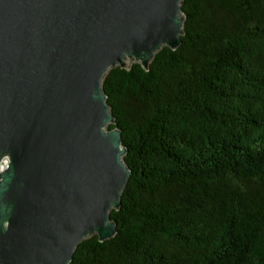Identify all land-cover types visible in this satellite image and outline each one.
Instances as JSON below:
<instances>
[{
  "label": "trees",
  "instance_id": "trees-1",
  "mask_svg": "<svg viewBox=\"0 0 264 264\" xmlns=\"http://www.w3.org/2000/svg\"><path fill=\"white\" fill-rule=\"evenodd\" d=\"M180 43L101 87L130 175L68 264H264V0H181Z\"/></svg>",
  "mask_w": 264,
  "mask_h": 264
},
{
  "label": "water",
  "instance_id": "water-1",
  "mask_svg": "<svg viewBox=\"0 0 264 264\" xmlns=\"http://www.w3.org/2000/svg\"><path fill=\"white\" fill-rule=\"evenodd\" d=\"M181 0H0V264H68L115 234L130 171L101 87L180 43Z\"/></svg>",
  "mask_w": 264,
  "mask_h": 264
},
{
  "label": "rangeland",
  "instance_id": "rangeland-1",
  "mask_svg": "<svg viewBox=\"0 0 264 264\" xmlns=\"http://www.w3.org/2000/svg\"><path fill=\"white\" fill-rule=\"evenodd\" d=\"M132 62H136L134 59L132 61H130V58H126L125 59V66H127L128 64L130 65ZM7 160L3 159L2 163H0V170L3 169L6 166Z\"/></svg>",
  "mask_w": 264,
  "mask_h": 264
},
{
  "label": "flooded vegetation",
  "instance_id": "flooded-vegetation-1",
  "mask_svg": "<svg viewBox=\"0 0 264 264\" xmlns=\"http://www.w3.org/2000/svg\"><path fill=\"white\" fill-rule=\"evenodd\" d=\"M4 159H6V158H4ZM7 160V159H6Z\"/></svg>",
  "mask_w": 264,
  "mask_h": 264
}]
</instances>
